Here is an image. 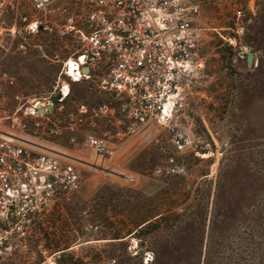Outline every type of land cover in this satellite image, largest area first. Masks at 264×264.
<instances>
[{
  "label": "rangeland",
  "instance_id": "1",
  "mask_svg": "<svg viewBox=\"0 0 264 264\" xmlns=\"http://www.w3.org/2000/svg\"><path fill=\"white\" fill-rule=\"evenodd\" d=\"M80 3L39 12L36 32L20 19L34 11L2 5L0 85L22 115L71 81L61 71L76 44L64 30ZM195 25L196 72L172 124L145 126L109 156L64 137L47 142L85 160L83 184L64 208L42 214L45 225L4 246L0 264L71 255L88 264H264V0H202ZM70 87V106L106 97L88 81ZM161 211L157 229H138Z\"/></svg>",
  "mask_w": 264,
  "mask_h": 264
},
{
  "label": "built area",
  "instance_id": "2",
  "mask_svg": "<svg viewBox=\"0 0 264 264\" xmlns=\"http://www.w3.org/2000/svg\"><path fill=\"white\" fill-rule=\"evenodd\" d=\"M58 1L0 0V9L4 3L27 6L35 13L21 12L20 19L36 32L43 21L38 13ZM75 1L81 2L79 19L69 14L64 31H72L76 49L61 71L71 81H59L26 115L9 105L0 85V253L21 242L25 228L45 225L42 214L64 208L83 184L85 160L47 142L64 137L74 147L109 156L145 126L169 127L195 76L202 0ZM81 81L106 97L70 106L71 82Z\"/></svg>",
  "mask_w": 264,
  "mask_h": 264
},
{
  "label": "trees",
  "instance_id": "3",
  "mask_svg": "<svg viewBox=\"0 0 264 264\" xmlns=\"http://www.w3.org/2000/svg\"><path fill=\"white\" fill-rule=\"evenodd\" d=\"M152 217H149L148 219H146L140 227H138L139 230L141 231H146V232H150V231H154L155 229H157L159 227V223L160 220L163 219L166 214L163 213L162 211L159 212L158 214H153L151 215ZM154 216H157L156 218H153ZM137 223V220L135 221ZM137 224H141V223H137ZM121 228H119L120 230ZM121 231H119L120 233ZM71 254V252H70ZM59 262H61L62 264H88V261L85 260L84 258L80 257V256H61L59 259ZM98 264H102L101 262H99ZM114 264H118L117 260L115 261Z\"/></svg>",
  "mask_w": 264,
  "mask_h": 264
},
{
  "label": "bare ground",
  "instance_id": "4",
  "mask_svg": "<svg viewBox=\"0 0 264 264\" xmlns=\"http://www.w3.org/2000/svg\"><path fill=\"white\" fill-rule=\"evenodd\" d=\"M69 63H70V66H71V71H72V68L75 65L74 59L71 58ZM67 89H68V86L65 87V90H67ZM32 100H33V106H35L36 104L40 103V101L37 100V98H33ZM33 106L30 107L32 110L34 108ZM168 106H170V107L168 108V111H167L168 113L167 114L171 115L172 114L171 110H172V106H173L172 100L168 103Z\"/></svg>",
  "mask_w": 264,
  "mask_h": 264
},
{
  "label": "water",
  "instance_id": "5",
  "mask_svg": "<svg viewBox=\"0 0 264 264\" xmlns=\"http://www.w3.org/2000/svg\"><path fill=\"white\" fill-rule=\"evenodd\" d=\"M39 109L42 111L43 110V107H40Z\"/></svg>",
  "mask_w": 264,
  "mask_h": 264
}]
</instances>
